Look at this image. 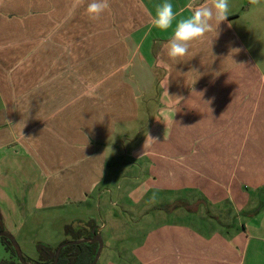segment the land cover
<instances>
[{
  "label": "crops",
  "instance_id": "1",
  "mask_svg": "<svg viewBox=\"0 0 264 264\" xmlns=\"http://www.w3.org/2000/svg\"><path fill=\"white\" fill-rule=\"evenodd\" d=\"M87 2L0 0L5 223L12 202L92 221L98 264H264V0H229L182 61L163 0Z\"/></svg>",
  "mask_w": 264,
  "mask_h": 264
},
{
  "label": "clouds",
  "instance_id": "2",
  "mask_svg": "<svg viewBox=\"0 0 264 264\" xmlns=\"http://www.w3.org/2000/svg\"><path fill=\"white\" fill-rule=\"evenodd\" d=\"M84 0H75L72 11H75ZM257 3L258 0H252ZM109 0H88L86 12L90 19L97 20L109 8ZM190 11L188 16L178 19V13L174 10L170 0H163L155 8V13L151 18L153 27L160 31H167L175 28L171 38L165 45L169 58L182 61L190 54V48L194 42L203 41L206 34L216 28L229 17V0H210L209 3L196 5L194 0L186 5Z\"/></svg>",
  "mask_w": 264,
  "mask_h": 264
},
{
  "label": "rangeland",
  "instance_id": "3",
  "mask_svg": "<svg viewBox=\"0 0 264 264\" xmlns=\"http://www.w3.org/2000/svg\"><path fill=\"white\" fill-rule=\"evenodd\" d=\"M125 159L127 161V166L130 167V162L132 161L129 158V152L127 151L125 153ZM12 187V186H11ZM1 188H3V191H6L8 188L6 185H2L0 187V192L2 191ZM10 189V191H12ZM14 190L16 193L21 194L22 188L15 187ZM12 195V192L4 193V195L8 198H10V194ZM13 196V195H12ZM30 206H26L24 203L22 206L17 204V202L9 203V208L5 209L4 212L11 210V216L10 212H6L8 215V222L5 224L6 231L12 234L14 238H16L20 248L23 251L24 257L30 261H38L39 256L36 252L37 245L42 243L44 245H55L58 243V241H61V239H66L68 236H64L62 233V227L60 224L64 223L67 219L61 220L58 218H55L54 216H59V213H52L51 216L54 218H50L49 224H45L46 221H44L40 226H37V217L40 216L41 212H36L34 214V218L31 219L29 222L28 220L29 215L32 209H28ZM175 216H178L177 214ZM168 218V217H167ZM173 218V217H172ZM177 220V219H175ZM64 236V237H63ZM28 239L29 242L26 241ZM128 249V247H127ZM11 258L10 254L6 251L2 239L0 238V263L9 260Z\"/></svg>",
  "mask_w": 264,
  "mask_h": 264
},
{
  "label": "flooded vegetation",
  "instance_id": "4",
  "mask_svg": "<svg viewBox=\"0 0 264 264\" xmlns=\"http://www.w3.org/2000/svg\"><path fill=\"white\" fill-rule=\"evenodd\" d=\"M5 224L6 223H5L4 217H3L2 212L0 210V232L6 231ZM67 227H70V229H71V231L69 233L67 232ZM94 227H97V225L92 221H90V222H78V223L72 221V222H69L67 224H63L61 231H62L63 235L68 236V238L61 239V241H58V243L55 245H44L42 243L38 244L37 248H36V252L39 256L38 261H30V260L26 259L24 257L23 251L21 249L23 258L29 264H53L55 262V259H56L57 251L60 249V254L58 257L57 264H62L63 260H66V264H79L80 262L84 263L87 260V255L80 257L76 248L82 244L95 245L98 248L99 243L82 242L84 240H91L93 238L92 229ZM6 232H8V231H6ZM0 238L2 239V242H3V245L6 249V251L11 256V258L9 260H5V261L1 262L0 264H22L21 260L17 256V253H16L11 241L4 236H1ZM102 239H103V237H102ZM7 241L10 242L11 248L8 247ZM78 242H80V243H78ZM103 243H104V240H103ZM41 246L47 247L49 249V251H47V250L42 251L40 249ZM69 248H71L72 250L69 252H66V250Z\"/></svg>",
  "mask_w": 264,
  "mask_h": 264
},
{
  "label": "water",
  "instance_id": "5",
  "mask_svg": "<svg viewBox=\"0 0 264 264\" xmlns=\"http://www.w3.org/2000/svg\"><path fill=\"white\" fill-rule=\"evenodd\" d=\"M97 231V232H96ZM92 235H93V238L91 240H84L82 242H86V243H99V246H98V249H97V253L92 261L91 264H97L98 261L100 260V257H101V254H102V251L104 249V243H103V239H102V235H101V229L100 227H94L92 229ZM1 236H4L6 238H8L16 253H17V256L18 258L21 260L22 264H29L24 258H23V255H22V251H21V248L17 242V240L8 232L4 231V232H0V237ZM80 243V242H78ZM59 254H60V249L57 251V254H56V259H55V262L53 264H57L58 262V257H59Z\"/></svg>",
  "mask_w": 264,
  "mask_h": 264
},
{
  "label": "trees",
  "instance_id": "6",
  "mask_svg": "<svg viewBox=\"0 0 264 264\" xmlns=\"http://www.w3.org/2000/svg\"><path fill=\"white\" fill-rule=\"evenodd\" d=\"M70 231H71L70 227H67V232L69 233ZM7 244H8V247L11 248V244H10L9 241H7ZM40 249L42 251H44V250L49 251V249L47 247H45V246H41ZM97 249H98L97 246H95V245H89V244H82V245L78 246L76 248V250L78 251L79 256L81 257V256L87 255L86 262H84V263L80 262L79 264H81V263L82 264H91V262L93 261L95 255L97 253ZM71 250L72 249L69 248V249L66 250V252H69ZM62 264H66V260H63L62 261Z\"/></svg>",
  "mask_w": 264,
  "mask_h": 264
}]
</instances>
